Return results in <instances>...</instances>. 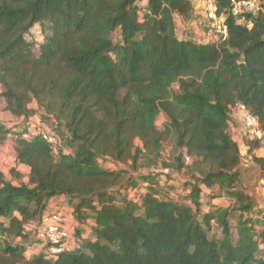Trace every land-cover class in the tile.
<instances>
[{"label":"trees","instance_id":"trees-1","mask_svg":"<svg viewBox=\"0 0 264 264\" xmlns=\"http://www.w3.org/2000/svg\"><path fill=\"white\" fill-rule=\"evenodd\" d=\"M212 1L227 31L208 20L201 41L178 33L194 0H0V96L23 120L0 146L31 170L0 171V264H264V207L239 187L245 158L264 178L263 139L243 153L230 131L241 105L264 130V2ZM33 123L59 145L25 138ZM56 196L76 241L27 255Z\"/></svg>","mask_w":264,"mask_h":264},{"label":"built area","instance_id":"built-area-1","mask_svg":"<svg viewBox=\"0 0 264 264\" xmlns=\"http://www.w3.org/2000/svg\"><path fill=\"white\" fill-rule=\"evenodd\" d=\"M256 1L250 0L248 2L237 3L234 7V13L238 14L242 9H255ZM217 4L210 0L206 4V17L217 26L218 32L226 33L227 27L224 24V19L218 16ZM237 111H241V121L246 132L251 138L263 137V131L260 128L258 120L249 114L244 105L239 106ZM30 130L24 134L25 138H31L34 135H42L45 140L53 144L55 147L59 145V139L52 134L50 130L33 123ZM190 161V158H186ZM30 229L32 231L33 240L36 241L38 248L36 253H43L46 257L51 258L58 256L64 252L70 244L72 237V230L67 225V219L64 214V209L58 205L56 207L49 205L44 211L39 220L31 223Z\"/></svg>","mask_w":264,"mask_h":264},{"label":"crops","instance_id":"crops-1","mask_svg":"<svg viewBox=\"0 0 264 264\" xmlns=\"http://www.w3.org/2000/svg\"><path fill=\"white\" fill-rule=\"evenodd\" d=\"M254 1H257V0H254ZM262 1L264 2V0H262ZM197 6H199V5H197ZM193 29L196 32L195 34L196 35L198 34L197 36H202V34L205 35V33L203 31H201L202 29H200L198 27H194ZM0 93H1V86H0ZM6 106H7V104L5 102V99L0 96V122L1 123L10 127V126H14L20 122H23L22 118H18L16 116L12 115L6 109ZM239 113H240L239 119L241 121L242 113H241V111ZM241 124H242V122H241ZM230 131H231L233 138L240 143L241 147H243L245 149V152H246L247 147L245 146V143H244L245 129L243 127V124H242V126H240V128H237V127L232 128V125L230 122ZM261 138H263V137H261ZM262 143H263V146L254 151V153L257 154L258 156H264V141H262ZM3 152L6 154H3ZM245 152H243V153H245ZM0 154H1L0 158L2 160V165H0V171L4 174V177L7 180L12 181L14 184H18V180H16V179H18V177H16V176L14 177L10 173L11 168L16 167L17 173H19L22 176L21 177L22 182L28 183L31 170L26 165L16 163L15 144H14V141L11 137H9L5 141V143L0 146ZM7 155H9V157ZM248 160H250V159L248 158ZM250 162H251V160H250ZM248 166H253L254 170L248 169L249 168ZM241 172H242V174H241L242 176H241V180L239 183V187L246 189L247 192H249L250 194H252L254 196L256 202L261 207H264V178H262L260 176L259 169L252 162L250 165H247L243 162L241 165ZM224 201H225V198H218L215 200L213 199L212 203L222 204ZM48 205H51L54 207H56L58 205L60 208L64 209V214H65L66 219H67V225L70 228V230H72V238H71L70 242H75L76 241L75 240L76 234L74 235V230L76 228H78L80 226V224L75 219L74 209L66 202V199L63 196L53 197L49 201ZM223 205H225V204H223ZM81 228L84 229V232H83L84 236L90 235L91 231H90V229L87 228V225L82 226ZM32 239L33 238H31L30 242L27 244L28 245V249L26 252L27 255L36 253V250L39 246V245H37L36 242H34V245L31 244Z\"/></svg>","mask_w":264,"mask_h":264},{"label":"rangeland","instance_id":"rangeland-1","mask_svg":"<svg viewBox=\"0 0 264 264\" xmlns=\"http://www.w3.org/2000/svg\"><path fill=\"white\" fill-rule=\"evenodd\" d=\"M195 2V6H196V10H197V15L199 16L198 17V19H196L195 21H192V22H189V21H185V20H183V19H181V18H178V33H179V35H181V36H190L191 34L192 35H195L199 40H201V41H204V40H209L211 37H213V35L212 34H209V36H207L206 34L204 35V34H202V36H197L195 33V30L193 29L194 27H198V28H200V29H202L203 28V26L202 25H208L209 24V19L206 17V14H205V8H206V4L207 3H204L202 0H194ZM260 4H262V0H257L256 1V6L254 7L255 9L260 5ZM197 5H199V6H197ZM201 31H203V29L201 30ZM204 32V31H203ZM205 33V32H204ZM235 109H237V108H235ZM239 116H240V113L237 111V110H234V113L232 114V120H231V125H232V128H234V127H237V128H240V126H242V124H241V122L242 121H240V119H239ZM238 119V120H237ZM163 123H164V117H163V115L161 116V117H159V119H158V124H159V126L160 127H162V125H163ZM18 124H21V122L20 123H18ZM245 129V128H244ZM263 131V133H264V130H262ZM245 132H246V130H245ZM263 141H264V134H263ZM241 142V141H240ZM243 148V147H242ZM165 151H164V154L166 155V157L168 156V154H169V152H170V150H171V148L169 147V145H165V149H164ZM242 151L243 152H245V149L243 148L242 149ZM3 154H6V153H4L3 152ZM8 157H9V155H7ZM0 157H1V154H0ZM244 163L245 164H247V165H250L251 164V162H250V160H248V158H245V160H244ZM0 165H2V160H1V158H0ZM249 168L248 169H252V170H254L253 169V166H248ZM168 171V170H167ZM170 172V171H169ZM172 172V171H171ZM176 176H179V174H175ZM182 174H180V176H181ZM182 177L183 178H185V175H182ZM133 192V191H132ZM133 193H136V192H133ZM133 193H131V194H133ZM222 198H225V201L222 203V204H225V205H228L229 204V202H227L228 201V199H226V197L224 196V197H222ZM205 201L207 200V197H205V199H204ZM215 200V199H214ZM208 201H209V199H208ZM213 201V200H212ZM211 201V202H212ZM77 229V228H76ZM76 229L74 230V235H75V232H76ZM33 238V237H32ZM72 238V237H71ZM34 242H36V241H34L33 239H32V241H31V244H33L34 245Z\"/></svg>","mask_w":264,"mask_h":264}]
</instances>
